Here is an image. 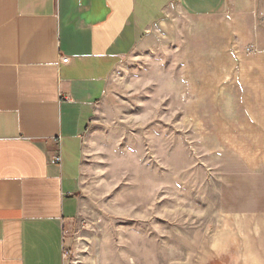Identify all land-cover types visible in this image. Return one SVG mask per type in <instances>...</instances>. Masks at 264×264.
<instances>
[{"label": "rangeland", "instance_id": "374dc122", "mask_svg": "<svg viewBox=\"0 0 264 264\" xmlns=\"http://www.w3.org/2000/svg\"><path fill=\"white\" fill-rule=\"evenodd\" d=\"M263 83L264 0L166 12L80 136L64 264H264Z\"/></svg>", "mask_w": 264, "mask_h": 264}, {"label": "crops", "instance_id": "0c3cea01", "mask_svg": "<svg viewBox=\"0 0 264 264\" xmlns=\"http://www.w3.org/2000/svg\"><path fill=\"white\" fill-rule=\"evenodd\" d=\"M225 5L0 0V264H64L62 222L74 208L80 136L119 60L166 12L211 17ZM57 152L61 162L51 163ZM258 226L250 261L264 263Z\"/></svg>", "mask_w": 264, "mask_h": 264}, {"label": "built area", "instance_id": "2783aa9c", "mask_svg": "<svg viewBox=\"0 0 264 264\" xmlns=\"http://www.w3.org/2000/svg\"><path fill=\"white\" fill-rule=\"evenodd\" d=\"M68 61L67 58H62V62L66 63ZM64 99H68V96L64 97ZM50 162L52 163H60L61 162V156L59 153H55L51 158Z\"/></svg>", "mask_w": 264, "mask_h": 264}]
</instances>
